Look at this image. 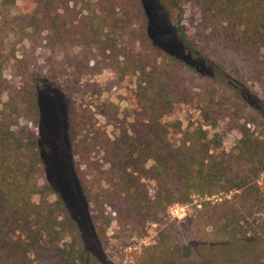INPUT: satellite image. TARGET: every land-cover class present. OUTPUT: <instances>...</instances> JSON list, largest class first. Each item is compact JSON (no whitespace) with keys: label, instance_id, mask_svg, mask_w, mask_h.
I'll return each instance as SVG.
<instances>
[{"label":"trees","instance_id":"16d2710c","mask_svg":"<svg viewBox=\"0 0 264 264\" xmlns=\"http://www.w3.org/2000/svg\"><path fill=\"white\" fill-rule=\"evenodd\" d=\"M17 1L20 12L8 31L25 39L31 52L88 39L108 55L117 49L123 56L126 72L119 76H137L131 110L113 139L82 122L74 107L69 111L76 172L101 242L112 221L118 231L143 227L192 197L221 196L201 204L192 225L199 240L235 242L264 226L249 220L264 213L257 185L264 171V101L253 84L264 79V0H169L183 58L152 45L142 0H0V8ZM183 4L199 12L192 37ZM11 59L13 82L3 75L9 58L0 48V264H86L76 222L59 199H49L50 187L38 184V86L29 60ZM196 99L206 125L215 128L228 118L240 129L233 161L215 154L217 134L209 138L200 127L182 131L179 122L163 121L176 104ZM83 166L95 172L92 181L80 173Z\"/></svg>","mask_w":264,"mask_h":264},{"label":"rangeland","instance_id":"374dc122","mask_svg":"<svg viewBox=\"0 0 264 264\" xmlns=\"http://www.w3.org/2000/svg\"><path fill=\"white\" fill-rule=\"evenodd\" d=\"M142 3L152 45L162 55L183 58L169 0H142ZM20 5L17 1L14 6L0 8V23L4 25L0 48L9 58L4 63L3 75L13 82L12 56L29 60L30 73L38 86V127L33 128L39 138L43 161L38 184L49 186L52 191L49 199H59L76 222L86 250V264H264V226L235 242L202 241L195 237L192 225L202 209L201 204L220 201V195L192 197L186 204H171L157 220L148 221L143 227L118 231L116 222L112 221L106 229L105 241L101 242L94 229L96 213L82 194L76 172V150L69 138V111L74 107L82 122L88 121L92 128L104 131L113 139L118 134L119 120L131 110L128 99L131 89H135L137 76L130 71L123 78L119 76L118 73L125 71L121 69L123 56L117 49L108 55L109 51L104 53V45H96L88 39L64 40L51 48L31 52L25 39L8 31L13 18L20 12ZM182 14L187 35L192 37L199 12L183 4ZM253 84L258 97L264 101V79ZM201 105L202 100L197 99L192 103L176 104L163 121L179 122L182 131L200 127L209 138L217 134L220 144L215 154L233 161L240 129L233 127L228 118L219 121L215 128L206 125L200 116ZM80 173L88 181L96 177L93 169L85 166L81 167ZM257 185L261 187L260 194L264 199V171L258 177ZM149 186L153 190L154 184ZM249 220H256L260 225L264 222V213H256Z\"/></svg>","mask_w":264,"mask_h":264}]
</instances>
